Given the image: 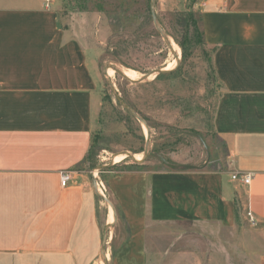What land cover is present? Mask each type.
Wrapping results in <instances>:
<instances>
[{
    "label": "crops",
    "instance_id": "0c3cea01",
    "mask_svg": "<svg viewBox=\"0 0 264 264\" xmlns=\"http://www.w3.org/2000/svg\"><path fill=\"white\" fill-rule=\"evenodd\" d=\"M195 6L218 85L212 132L226 161L210 168L186 157L174 164L194 169L108 176L123 232L110 264H148L147 234L161 223L208 229L205 264L224 262L226 235L244 264H264V0ZM74 30L60 25L56 0H0V264H92L102 249L107 220L81 169L102 96ZM233 174L253 178L245 186Z\"/></svg>",
    "mask_w": 264,
    "mask_h": 264
},
{
    "label": "rangeland",
    "instance_id": "374dc122",
    "mask_svg": "<svg viewBox=\"0 0 264 264\" xmlns=\"http://www.w3.org/2000/svg\"><path fill=\"white\" fill-rule=\"evenodd\" d=\"M56 1L60 25L78 31L74 30L98 73L102 101L91 132V143L98 145L94 159L97 167L92 169L84 161L81 169L105 189L104 197L97 191L104 199L99 205L101 222L112 219L106 201L113 209L116 206L106 185L107 177L115 172L168 168L158 156L172 164L186 157H194L200 165L208 160L210 168L219 166L221 159L224 166L226 146L211 127L218 85L211 62L207 61L210 53L204 56L194 50L182 60L176 44L183 36L178 15L189 10L197 19L198 0H152V5L151 0ZM197 25L202 31L201 24ZM173 61L175 64L171 65ZM113 67L131 79H135L132 72L140 78L149 77L131 83ZM162 69L171 71L158 77L155 72ZM123 153L139 156L140 162L131 157L121 159ZM113 158L119 162L114 163ZM91 173H96L95 179ZM113 213L115 221L107 234L105 224L102 228L107 236L106 242L101 243L105 260L100 251L92 264H110L123 236L122 229L120 235L115 231L117 213ZM153 225L147 234L148 264H205L203 251L208 248V229L173 223ZM232 237L222 236V264H244Z\"/></svg>",
    "mask_w": 264,
    "mask_h": 264
},
{
    "label": "trees",
    "instance_id": "16d2710c",
    "mask_svg": "<svg viewBox=\"0 0 264 264\" xmlns=\"http://www.w3.org/2000/svg\"><path fill=\"white\" fill-rule=\"evenodd\" d=\"M178 17H179L180 26L182 27L183 30L182 31L183 36H182V40L176 41V44L181 50L182 60H184L188 55L192 54L194 50H200L201 54L205 56V54H207V51L205 50L204 47L203 32L200 30V28L197 25L198 23L201 24L200 14L196 19L194 13L188 10L183 13H180ZM207 61L210 60L207 59ZM162 75L163 73H160L158 77ZM97 147H98L97 142H92L84 159L86 163L90 164V167L92 169L97 167L95 163L96 161L94 160L96 158ZM99 201H104V199L102 200L99 198ZM114 210L118 211L116 206L114 207ZM98 215H99V210H98Z\"/></svg>",
    "mask_w": 264,
    "mask_h": 264
},
{
    "label": "built area",
    "instance_id": "2783aa9c",
    "mask_svg": "<svg viewBox=\"0 0 264 264\" xmlns=\"http://www.w3.org/2000/svg\"><path fill=\"white\" fill-rule=\"evenodd\" d=\"M51 2H52V0H46V6L48 7V4ZM91 174H92L93 178L95 179L96 173H91ZM252 178L253 177L251 174H233V175H231L232 181L240 182L241 184H243L245 186H248L250 184ZM69 179H70V174L68 172L60 173V178H59L60 186L64 187L67 184V182L69 181ZM94 184H95L96 190L99 192V194H101L102 197H104L105 189H104L102 183L99 181L98 182L94 181ZM247 217H248L249 223L253 225L254 220L252 219L249 212H247Z\"/></svg>",
    "mask_w": 264,
    "mask_h": 264
},
{
    "label": "water",
    "instance_id": "95a60500",
    "mask_svg": "<svg viewBox=\"0 0 264 264\" xmlns=\"http://www.w3.org/2000/svg\"><path fill=\"white\" fill-rule=\"evenodd\" d=\"M151 5H152V0H151ZM163 35V34H162ZM113 70L116 72V73H118L119 75H121L122 76V78H124V79H126L127 81H130L131 83H136V82H140V81H143L144 79H146L147 77H149V76H144V77H142V78H140V79H138V80H131V79H129L124 73H122V71H120L118 68H116V67H113ZM164 72H168V71H164L163 69L162 70H157L156 72H155V74H160V73H164ZM130 111V110H129ZM131 112V111H130ZM132 114H133V112H131ZM146 135H147V133H146ZM193 136H195V137H198V135H196V134H192ZM147 140V139H146ZM127 157H131L132 158V160L134 161V162H136V163H139L140 162V160L139 161H137L134 157H132L131 155H129L128 153H124ZM158 159H159V161L160 162H162L166 167H168L169 169H177V168H184V169H194L195 167L194 166H191V165H175V164H172V163H169V162H167L164 158H162L161 156H158ZM106 201V200H105ZM106 203H108L107 201H106ZM109 204V203H108ZM109 206L111 207V205L109 204ZM112 210H113V212H114V209L112 208ZM115 214V213H114ZM114 221H115V215H114V218H113V222L111 223V224H106V234H107V229L111 226V225H113L114 224ZM106 234H104V236H103V243H105L106 242V239H107V236H106ZM101 254H102V256L103 257H105V254H104V246H102V249H101Z\"/></svg>",
    "mask_w": 264,
    "mask_h": 264
},
{
    "label": "bare ground",
    "instance_id": "6f19581e",
    "mask_svg": "<svg viewBox=\"0 0 264 264\" xmlns=\"http://www.w3.org/2000/svg\"><path fill=\"white\" fill-rule=\"evenodd\" d=\"M175 64V62L173 61L172 63H171V65H174ZM164 71H171V70H165V69H163ZM111 71H112V68H111V70L110 69H108L107 70V75H110V73H111ZM123 73V72H122ZM132 75L134 76V78L135 79H131V78H129L128 76V78L129 79H131V80H138V79H140V77L138 76V74H135L134 72H132ZM155 76V75H154ZM147 131H146V129H145V133H146ZM124 154V153H123ZM125 155V154H124ZM115 157V156H114ZM127 156L125 155V156H123L121 159H125ZM135 159L137 160V161H139L141 158L139 157V156H135ZM113 162L114 163H118L119 162V160H116V161H114V158H113ZM108 204V203H107ZM108 206H109V204H108ZM110 207V206H109ZM110 209L111 210H109V213L108 214H112V219H111V221L110 222H108V219H107V224H111L112 222H113V218H114V213H113V210H112V207H110ZM110 211H112V212H110ZM104 260H105V257H104Z\"/></svg>",
    "mask_w": 264,
    "mask_h": 264
}]
</instances>
